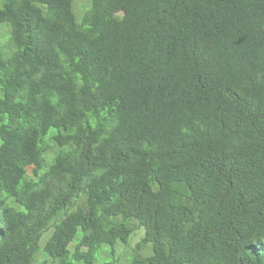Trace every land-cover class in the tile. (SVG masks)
<instances>
[{
  "label": "trees",
  "instance_id": "1",
  "mask_svg": "<svg viewBox=\"0 0 264 264\" xmlns=\"http://www.w3.org/2000/svg\"><path fill=\"white\" fill-rule=\"evenodd\" d=\"M75 1L0 0V264H264V0Z\"/></svg>",
  "mask_w": 264,
  "mask_h": 264
},
{
  "label": "rangeland",
  "instance_id": "2",
  "mask_svg": "<svg viewBox=\"0 0 264 264\" xmlns=\"http://www.w3.org/2000/svg\"><path fill=\"white\" fill-rule=\"evenodd\" d=\"M92 4V0H90ZM90 4V6H91ZM89 5L88 0H76L75 1V12L77 15V18L80 20L81 16L85 13ZM78 13V14H77ZM81 15V16H80ZM10 42V30L7 26L0 25V44L4 45ZM18 207V206H17ZM69 213L73 211L72 208L68 209ZM54 231L53 227H50L47 231L44 232L43 237L41 239V244L44 245L46 241L51 237L52 233ZM143 238V231H137L133 237L131 238L130 246H128L125 250L118 251V256L120 258L119 264H124L127 262V256L132 253V250L137 248L139 242ZM121 249V248H120ZM43 255L44 259H48V255L44 253L43 251L37 256L36 261L34 264H40V256ZM43 259V258H42ZM99 259L102 260L98 264H105L104 261L110 260L109 257H104L103 253L100 252Z\"/></svg>",
  "mask_w": 264,
  "mask_h": 264
}]
</instances>
